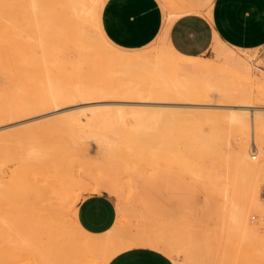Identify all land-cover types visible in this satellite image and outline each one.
<instances>
[{"label": "bare ground", "instance_id": "obj_1", "mask_svg": "<svg viewBox=\"0 0 264 264\" xmlns=\"http://www.w3.org/2000/svg\"><path fill=\"white\" fill-rule=\"evenodd\" d=\"M103 1L0 0V122L60 109L54 118L21 127L6 140L21 152L27 164L22 166L35 161L39 168L56 159L53 163L65 162L69 169L65 150L75 155L90 151L92 142L97 146L81 164L84 172L88 166L90 181H75L72 171L51 163L65 177L53 176L50 184L41 178L36 189L33 183L36 193L27 202L33 203L29 209L38 230L25 221L33 233L27 232L21 220L8 219L0 227L1 240L37 264H107L136 245L158 248L175 264L209 259L264 264L260 59L215 35L214 58L176 52L167 29L182 13L205 5L194 0H161L166 23L159 38L138 50L121 49L102 33ZM74 103L84 105L63 111ZM144 163L183 170L206 201L191 203L172 220L149 217L136 196ZM98 190L117 199L115 224L102 234L85 230L76 213L82 194ZM215 236L218 246L211 240ZM0 264H18V259L0 255Z\"/></svg>", "mask_w": 264, "mask_h": 264}, {"label": "crops", "instance_id": "obj_2", "mask_svg": "<svg viewBox=\"0 0 264 264\" xmlns=\"http://www.w3.org/2000/svg\"><path fill=\"white\" fill-rule=\"evenodd\" d=\"M205 4L199 12H185L176 17L167 29V42L179 54L207 57L213 50L215 37L235 49L252 51L264 47V0H194ZM105 0L99 10V23L104 36L115 46L138 50L155 42L165 26L166 11L158 0ZM215 35V37H214ZM260 67L264 54L257 56ZM136 187L137 205L149 217L172 220L180 215L171 212L170 204L164 214L150 210ZM169 201H175L184 212L190 201L182 200L175 186H167ZM77 204L80 225L94 234L110 230L117 218V199L105 190L87 193ZM115 201H114V199ZM181 200V201H180ZM183 201V202H182ZM173 207V206H172ZM107 264H175L158 248L136 245L118 252Z\"/></svg>", "mask_w": 264, "mask_h": 264}, {"label": "rangeland", "instance_id": "obj_3", "mask_svg": "<svg viewBox=\"0 0 264 264\" xmlns=\"http://www.w3.org/2000/svg\"><path fill=\"white\" fill-rule=\"evenodd\" d=\"M158 1L160 4L162 3L161 0H158ZM105 2H106V0H105ZM162 5H163V3H162ZM252 52L255 54L256 57L261 56L264 54V47L256 49L255 51H252ZM214 55H215V53L213 50L209 51L206 54V56L210 57V58H214L215 57ZM261 66H262V69L264 70V64ZM81 104L82 103H80V104L78 103V105H77V103H74V104L68 105L67 107H65L63 109V111H65V110L72 111L73 108L78 110V108L80 109V108H82V105H84V104H82V105ZM134 104H139V103H134ZM144 104L147 105V103H144ZM149 105H161V103L160 104L159 103H157V104L156 103H149ZM171 106H173V105H170L169 108H172ZM182 108L184 109V107H182ZM186 109H184V110H186ZM58 110H60V109H58ZM58 110L57 109L56 110L54 109L52 111L49 110L47 113H46V111H43L45 113H42V114H39L38 112L34 113V114L31 113L30 115L21 116L20 118H17V119H11V120H6V122L5 121L0 122V142L2 145L0 148V155H1L0 156V174H1V176H0V180H1L0 181V227L3 225L4 221H7L8 219H16L17 223H19L21 220V222L19 224H21V226L23 228L26 227L27 232L31 228L32 229L34 228L35 231L38 230L37 228H35L37 226V224H36L37 221L35 222L36 218H34V220L32 218L33 213H34L32 211L33 209L32 208L29 209V208L33 204V203H30L32 201V199H34L33 198L34 196H32V195H34V193H36L34 191V188L36 189L37 184H35V183L36 182L38 183V181L41 183L43 180V179L41 180V178H44V177H45L44 179L49 178L46 181L51 180V177H53V176L55 178L57 176L56 180L58 178L64 179L65 176L62 174H64L65 172L63 173L62 171H67V172H69V174H71L70 172L72 171L73 172L72 176H73V178H75V181L79 177L83 178L85 181H90L89 180L90 177H88L89 175L87 174L88 178L85 176V172L87 173V171H88V168H87L88 166L85 167V172H84V168L82 170L81 164H82V166L84 165V158H85V161L89 160V158L91 157V154H95V152L97 150V146L94 145L95 143H93V142L91 143L92 145L91 144L89 145L90 151H86V152L84 151L82 153L80 151V152H78L79 154L74 155L73 152H75V151L73 149L69 148V149L65 150V152L62 155H65V156L67 154L69 155V152H70V156H66L67 158L65 156H63L64 157L63 158L61 155V157L64 160L68 159L67 164H69V161H70L69 167H71V168H69V169H67L68 165H63L65 162L63 163L61 159H60V162H62V164L61 163L55 164L53 162H55L56 159L54 160L53 157H51L52 159L49 157L51 161L54 160L53 162H51L52 164H54V165H60L61 164V165H63L64 168H65V166H67V168H65L66 170H64V168L60 165L59 166V167H61L60 170H62V168H63V170L61 171L62 174H59L60 170L56 171V169H53L54 166H50L51 163L49 161L48 162L50 164L47 163L48 166L45 164L46 162L44 163L47 166L46 169H41V167L43 166L42 163H41L42 166L39 164L40 169L38 168V166L36 167V165H33V164H36L35 161H33V162L32 161H28V162L26 161L27 163H30V164H28L30 166H27V167L24 166L23 167L22 165H24L25 162H23L24 160L21 159V152L15 151L17 148H15V150H12L11 147H13V146L10 145L9 141H6L10 135L13 137L17 133L16 131L18 129L21 130L20 129L21 127H24L25 129H27L28 126H30L32 123H33V125H31V126L34 127L35 125H37V122L39 125V124H41V121L43 123V122H45L44 120L47 121L49 119L54 118L53 116H56ZM19 130H18V133H20ZM13 131H14V133H13ZM21 131H23V128ZM9 132L10 133L12 132V133L10 134ZM6 133H9V134L5 135ZM7 142L9 143V145ZM8 146H10V148ZM66 151H69V152L67 153ZM75 153H77V152H75ZM73 156H74V158L75 157L76 158L74 159ZM71 159H74L76 161L71 160ZM82 160H83V162H82ZM144 164L148 168L144 167L145 168L144 169L145 175L143 174L144 176L141 177V179H140L139 190H140L141 195L144 197L143 198L144 202L148 205L150 210L156 211L157 214H164V211L166 210L165 206L166 205L168 206L170 204L169 209L171 210V212H173V213L177 212L178 215L184 213V210L182 209V207L180 205L178 206V211H176L174 206L177 204V202L172 201V200L171 201L168 200V198H167L168 195H167V192L165 191V189L167 186H170V185L175 186L176 189H178V191L181 192L180 196L182 197V200H185V199H186V201L189 200L191 203H193L195 205H200L204 201H206V199H207L206 194L203 193V191L199 188L198 185L196 186L195 182H192L193 179L190 178L189 176H187V174H185V172L183 170L177 169L173 166L166 167V166H163L161 164H152L153 166L150 163L149 164L144 163ZM45 165L43 166L44 168H45ZM149 165H151V166H149ZM49 166H50V168H48ZM59 167H58V169H59ZM66 174H68V173H66ZM58 175H62V178L58 177ZM54 177H53V179H54ZM80 180L81 179H78L77 182H80ZM33 183L35 184V187H34ZM44 183H46V182H44ZM49 184H50V182H49ZM45 185L46 184H44L43 187H45ZM47 185H48V183H47ZM32 187H34V188H32ZM194 187H196V188H194ZM31 188L33 189L34 192L32 191ZM199 189L201 191H199ZM29 190L32 191V194H31V192L30 193L28 192ZM82 195L86 196L88 194L83 193ZM31 196H32V199H31ZM30 199H31V201H30ZM27 201H30V202H27ZM114 201H115V199H114ZM24 210L27 211L28 214L31 213V211H32V216H31V214L26 216V212ZM24 214H25V216H24ZM187 214H186V217L188 218L189 214L188 215ZM29 216L32 218L31 220H33L34 222L29 221L30 220L28 218ZM190 217L192 218V216H190ZM189 218L187 219V221L193 220V218L190 220H189ZM24 219H26V220H24ZM194 220L197 221L196 218ZM23 222H25V224L31 223V224H29V226L31 228L28 226H24ZM33 226H35V227H33ZM32 229L30 230L31 232H32ZM211 240L217 246L221 243V241L216 236L211 238ZM19 250L20 251H18V250L15 251L14 248L10 249L9 247H6L0 238V255H7L9 258L10 257H16L18 259V264H35L36 263L35 262L36 260L33 257H30V256L27 257V256H23V255L21 256L20 254H21L22 250L21 249H19ZM181 256H180V258L184 259L183 256H185V254L182 253ZM205 262L206 263H203V264H219V263H216L214 259H209ZM225 262L226 263H224V264H227V263L231 264L230 261H225ZM236 263L237 264H248L245 260L241 261V262L237 261ZM236 263H232V264H236ZM221 264H223V263H221ZM250 264H261V262H259L258 260H255V261H252V263H250Z\"/></svg>", "mask_w": 264, "mask_h": 264}]
</instances>
